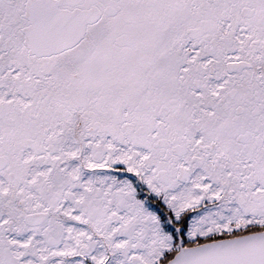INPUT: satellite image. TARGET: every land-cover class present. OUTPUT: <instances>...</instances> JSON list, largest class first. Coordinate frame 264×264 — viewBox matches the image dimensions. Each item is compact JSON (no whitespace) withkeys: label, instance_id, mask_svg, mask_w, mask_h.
Returning <instances> with one entry per match:
<instances>
[{"label":"snow or ice","instance_id":"obj_1","mask_svg":"<svg viewBox=\"0 0 264 264\" xmlns=\"http://www.w3.org/2000/svg\"><path fill=\"white\" fill-rule=\"evenodd\" d=\"M0 264H264V0H0Z\"/></svg>","mask_w":264,"mask_h":264}]
</instances>
